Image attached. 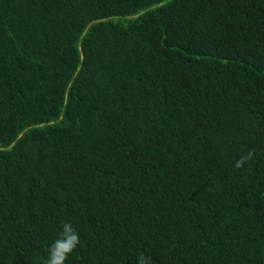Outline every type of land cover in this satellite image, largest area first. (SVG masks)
Returning <instances> with one entry per match:
<instances>
[{"label":"trees","instance_id":"1","mask_svg":"<svg viewBox=\"0 0 264 264\" xmlns=\"http://www.w3.org/2000/svg\"><path fill=\"white\" fill-rule=\"evenodd\" d=\"M64 221L65 264H264V0H0V264Z\"/></svg>","mask_w":264,"mask_h":264},{"label":"clouds","instance_id":"2","mask_svg":"<svg viewBox=\"0 0 264 264\" xmlns=\"http://www.w3.org/2000/svg\"><path fill=\"white\" fill-rule=\"evenodd\" d=\"M254 150H249L247 155L241 156L236 162L235 167L241 168L252 158ZM80 244L79 233L75 230L72 223L64 221L61 224V231L48 248V255L43 259L42 264H65L70 254ZM138 264H150L143 255L138 258Z\"/></svg>","mask_w":264,"mask_h":264}]
</instances>
